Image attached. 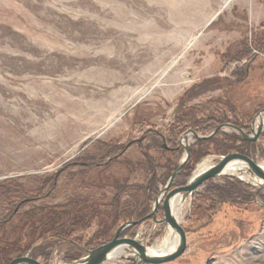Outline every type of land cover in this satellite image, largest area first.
<instances>
[{
	"label": "rangeland",
	"instance_id": "1",
	"mask_svg": "<svg viewBox=\"0 0 264 264\" xmlns=\"http://www.w3.org/2000/svg\"><path fill=\"white\" fill-rule=\"evenodd\" d=\"M263 39L264 0H0V264H71L131 223L119 239H175L154 203L181 137L224 124L250 135ZM208 140L164 198L213 157L264 167V125L254 143L226 128ZM208 140L188 136L189 150ZM230 185L237 194L189 217L195 194ZM263 189L244 175L205 181L183 200L184 251L160 264H264Z\"/></svg>",
	"mask_w": 264,
	"mask_h": 264
},
{
	"label": "water",
	"instance_id": "2",
	"mask_svg": "<svg viewBox=\"0 0 264 264\" xmlns=\"http://www.w3.org/2000/svg\"><path fill=\"white\" fill-rule=\"evenodd\" d=\"M264 116V110L260 111L250 126V135H246L243 133L241 129L236 126L224 124L217 127L210 133L208 136H198L194 132L189 131L183 134L181 137V141L184 143L187 142L188 136L194 137L195 140H208L212 138L218 131L226 129H232L238 132L241 139L246 142H256L259 138L262 130L264 122H258V120H264L262 118ZM180 146L184 149L185 155L178 166V168L172 173L170 176L164 190L160 193L159 197L155 200L154 203V210L157 209L160 202L162 201V209H163V223L167 226L172 233L175 235V239L177 240L176 247L174 251L170 254H163V255H149L147 253L148 249L139 245L134 240L129 239H119L120 234L123 230H125L129 226L135 225V223L127 224L120 227L113 235L110 242L103 244L95 249L86 250L84 251V256L71 264H104L109 254H111L115 250H123L127 252L129 257H124V260L128 262V264H139V263H146V264H160V263H168L174 261L177 257H179L182 252L184 251V233L181 229L180 225L175 221L174 217L172 216L171 207L174 201L177 198H181L185 200L186 198L192 196L198 188L207 180L212 179L217 176H221L223 170L228 168L229 166L239 165L243 166V170H240L238 175H231L234 176H248L252 182L256 183L259 187H264V170L254 162H252L249 158L240 155V154H230L226 156H218L213 157V165H211L208 169L204 172L200 173L197 176H191L187 183L180 188L172 190L165 198V194L168 192L170 185L173 183L176 176L182 171L183 166L187 163L189 159V145L180 143ZM258 182V183H257ZM164 198V200H163ZM9 264H39L36 261L29 259L28 257L19 258L13 260Z\"/></svg>",
	"mask_w": 264,
	"mask_h": 264
},
{
	"label": "trees",
	"instance_id": "3",
	"mask_svg": "<svg viewBox=\"0 0 264 264\" xmlns=\"http://www.w3.org/2000/svg\"><path fill=\"white\" fill-rule=\"evenodd\" d=\"M262 42L264 43V39L262 40ZM210 122H212L213 124H220V121L217 118H211L207 121V123H210ZM240 128L242 131H246L245 127L242 126ZM212 142H213V140L196 142V146L193 148L191 147L189 150L190 155H189V159L186 163V166H189V164L193 163V161L196 162L197 160L206 156L208 153L202 152L201 147L203 146V144H208V143H212ZM232 151L233 152H239L240 150H238V148H229L227 150V152H230V153ZM230 153H227V154H230ZM238 185H242V184L238 183ZM263 192H264V189H263ZM234 194H237V192H236V188H234L233 185H230V188L227 189L225 192H223V190L220 188H214L213 190L209 191L208 193L206 192L204 194H195L193 196V199L191 202V210H190V216L189 217L196 218V219L197 218H205L212 211L213 207L211 208V205L213 204L212 199H214V196H216L215 198L220 197L219 199H221L222 197L224 198L225 196H228V195L232 196ZM68 236H69V234H67L66 236L64 235V238L69 239ZM110 237H112V235H110Z\"/></svg>",
	"mask_w": 264,
	"mask_h": 264
},
{
	"label": "bare ground",
	"instance_id": "4",
	"mask_svg": "<svg viewBox=\"0 0 264 264\" xmlns=\"http://www.w3.org/2000/svg\"><path fill=\"white\" fill-rule=\"evenodd\" d=\"M258 121H259V123L264 122V120L263 121L258 120ZM187 143L188 142L183 143V144L186 145ZM211 162H212L211 159L210 160L207 159V160H204L203 162H201L199 164L200 166H198L196 168L193 176L195 177V176L199 175L200 173L204 172L206 169H208L212 164ZM240 170H243V166H239V165L229 166L228 168L223 170L221 175H223V176L238 175ZM262 170H264V167H262ZM183 204H184V201L181 198H177L171 207L172 216L174 217L175 221L178 224H179V217L182 214ZM176 244H177V240L173 239V238L171 239V236H168L160 244H158L157 246L148 250L147 253L149 255H160V256L163 254H170L174 251ZM122 255H123L122 249L121 250L120 249L115 250L111 254L108 255L106 261L110 258H116L117 259L118 257H121Z\"/></svg>",
	"mask_w": 264,
	"mask_h": 264
}]
</instances>
